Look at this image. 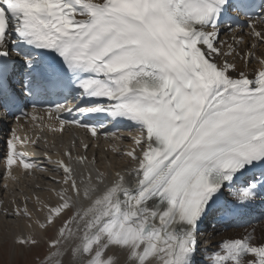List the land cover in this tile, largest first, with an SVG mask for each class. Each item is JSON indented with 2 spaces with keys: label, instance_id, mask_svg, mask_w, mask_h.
<instances>
[{
  "label": "snow or ice",
  "instance_id": "snow-or-ice-1",
  "mask_svg": "<svg viewBox=\"0 0 264 264\" xmlns=\"http://www.w3.org/2000/svg\"><path fill=\"white\" fill-rule=\"evenodd\" d=\"M8 119L10 259L264 264V0H0Z\"/></svg>",
  "mask_w": 264,
  "mask_h": 264
},
{
  "label": "bare ground",
  "instance_id": "bare-ground-1",
  "mask_svg": "<svg viewBox=\"0 0 264 264\" xmlns=\"http://www.w3.org/2000/svg\"><path fill=\"white\" fill-rule=\"evenodd\" d=\"M37 123H39V120L37 121ZM12 126V122L7 125L6 127H4L1 132H0V137L2 138V141H0V146H2V143H3V140L4 138L7 136L8 132H9V129L11 128ZM27 132L29 135H39L41 137V140L43 141V139L47 138V140L49 141V147H50V150L55 153L57 150L61 149L62 146H65V145H70L72 139L75 137L77 138V142H79L80 139H84L85 137L83 136H74V135H70L68 132L65 133L63 136H55L53 137V135L49 132H46V131H39L37 129H34V128H29L27 129ZM40 133V134H39ZM21 135H24L25 133L24 132H21L20 133ZM43 135V136H42ZM123 135L125 137H127L128 133L125 131L123 132ZM55 139V143L57 145V147L55 148H52L51 147V142ZM108 141L104 140L103 137H101V139L99 140V144H100V150L99 152L97 153L98 155H103V149L107 148L108 147ZM114 143H121L119 141H116ZM128 141L125 140L123 141V144H127ZM43 148V144H41V149ZM92 154V151L90 150L89 151V156H91ZM34 157L39 161V160H42V156H41V152L40 151H36L33 153ZM3 173V168L0 167V201H3L4 204L6 205L7 202L9 200H11L14 196H17L19 195V193L17 192H13L11 189L13 188V182L11 180H6V178L2 175ZM42 175L41 173H35L34 176L38 177ZM8 183V191H5L4 190V185L5 183ZM31 183H42L38 180H29L27 178H23L22 179V184H31ZM259 213V212H255V210L253 209L252 210V213ZM258 217H260V215L258 214ZM255 225V228H256V235L259 236L261 234L262 231H264V220H261V222L259 223H254ZM14 225H12L11 222L9 221H5L4 217L2 215H0V237H3L5 234H6V230H9L11 228H13ZM244 227H247V225H245ZM244 227H235V226H229L227 228V230L224 229V226L222 225H218V231H219V234L214 236L213 237V241L212 243L215 244L216 241H218L221 236H233V235H236L237 233H242L244 231ZM249 230H251V228H249Z\"/></svg>",
  "mask_w": 264,
  "mask_h": 264
},
{
  "label": "rangeland",
  "instance_id": "rangeland-1",
  "mask_svg": "<svg viewBox=\"0 0 264 264\" xmlns=\"http://www.w3.org/2000/svg\"><path fill=\"white\" fill-rule=\"evenodd\" d=\"M9 246H10V240H9V244L4 245L3 249H0V264H35L34 253H25L23 258L17 255L14 258L10 259L8 252L6 251V249Z\"/></svg>",
  "mask_w": 264,
  "mask_h": 264
}]
</instances>
